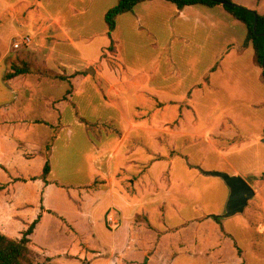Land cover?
Wrapping results in <instances>:
<instances>
[{
	"label": "crops",
	"instance_id": "1",
	"mask_svg": "<svg viewBox=\"0 0 264 264\" xmlns=\"http://www.w3.org/2000/svg\"><path fill=\"white\" fill-rule=\"evenodd\" d=\"M117 4L0 0V19L36 9L38 29L29 73L0 76V121L24 120L0 125V232L21 238L43 213L30 238L54 264H264V217L214 219L230 191L205 174L260 183L264 210V79L246 25L223 5L149 0L109 34Z\"/></svg>",
	"mask_w": 264,
	"mask_h": 264
},
{
	"label": "trees",
	"instance_id": "2",
	"mask_svg": "<svg viewBox=\"0 0 264 264\" xmlns=\"http://www.w3.org/2000/svg\"><path fill=\"white\" fill-rule=\"evenodd\" d=\"M149 0H118V4L108 10L105 15V20L109 29V34L115 29L117 24V18L124 13L130 12L136 5ZM176 4L179 8H184L191 5H206L209 7H215L217 5H223L225 9L233 15L236 19L243 22L248 30L247 40L245 45L252 43L255 51V61L259 67L262 68V76L264 79V14H260L255 9H250L246 6L237 4L234 0H167ZM258 21L257 30H255V21ZM113 48V45L110 49ZM29 70L18 66H13L12 70L8 73L7 79H13L17 76L27 74ZM22 118L9 119L5 118L0 121V125L10 124L15 125L22 123ZM54 140V139H52ZM51 144L47 145V149L50 150ZM51 162L48 159L43 173V179L45 183H49L48 176L51 173ZM264 177V175H263ZM16 180H25L18 178ZM6 185H0V189L5 188ZM41 202L43 203V195L41 196ZM43 212L45 211L42 206ZM43 213L39 214L37 218L29 225L28 229L23 232L21 238H12L0 232V264H34L33 257L40 255L42 252L34 248L31 241V234L35 231V228L41 221ZM40 264H54L51 262V258H45V262Z\"/></svg>",
	"mask_w": 264,
	"mask_h": 264
},
{
	"label": "rangeland",
	"instance_id": "3",
	"mask_svg": "<svg viewBox=\"0 0 264 264\" xmlns=\"http://www.w3.org/2000/svg\"><path fill=\"white\" fill-rule=\"evenodd\" d=\"M44 1L46 4L47 0H43V2ZM234 1L237 4L246 6L250 9L256 8L255 10H259L260 12L264 13V0H234ZM39 10L42 11L41 8ZM35 13H37L36 9L28 11L26 16L23 17L22 16L23 13L19 9L16 11L12 10L10 13L5 15L4 19H0V30H2L8 24H12L13 26L12 25L10 26H12L13 28L14 27L17 28L22 23V26H20L21 33L20 32L15 33L16 35H13L11 37L9 43L6 46L5 51H0V76H3L6 79H7L8 73L12 70L13 66L26 68L28 70H30L31 68L27 60V56H28L27 51H29V48L31 46H28L26 43H24L25 45H23V38L29 35V37L31 36L34 40L36 39V33L38 32V29L36 26L37 24L34 21L36 17ZM21 16H22V20L20 19ZM102 22L106 23L104 22V19ZM17 43H19L20 45L16 46ZM0 50H1V47H0ZM64 61L74 62L73 59H64ZM62 137L63 138L59 145H61L62 143H65L66 141L65 136H62ZM54 142H55V137H54V141L52 144H54ZM61 152H62L61 162H59V165L56 168V171L59 173L58 175L61 178V180L66 181L67 179L65 177H67L69 173L70 164L67 163V155H66L67 151L62 150ZM253 166L255 169H258L257 165L253 164ZM263 168L264 167H261L260 170H262ZM249 178L251 179L252 177H249ZM250 183L254 187L255 190H256V187L257 189H259L262 186L260 183L257 182V185L255 187L254 180L253 182L250 181ZM260 203H261V200L259 199V197H257V195L249 203V206L252 205V207H254V213L256 215L257 221L263 219L264 217V210L262 206H260ZM33 262L34 264H40V263L45 262V255L41 253L40 255L33 257Z\"/></svg>",
	"mask_w": 264,
	"mask_h": 264
},
{
	"label": "water",
	"instance_id": "4",
	"mask_svg": "<svg viewBox=\"0 0 264 264\" xmlns=\"http://www.w3.org/2000/svg\"><path fill=\"white\" fill-rule=\"evenodd\" d=\"M258 21H255V30H257ZM95 73L94 70H88V73ZM208 176L221 178L229 188L230 194L226 203L225 212L220 215H213L214 219H227L238 214H243L249 206L250 201L256 196V190L251 183L241 175H232L225 171H205ZM146 264V263H145Z\"/></svg>",
	"mask_w": 264,
	"mask_h": 264
},
{
	"label": "built area",
	"instance_id": "5",
	"mask_svg": "<svg viewBox=\"0 0 264 264\" xmlns=\"http://www.w3.org/2000/svg\"><path fill=\"white\" fill-rule=\"evenodd\" d=\"M30 42H31V38L29 36H26L23 38V43H30ZM19 45H20L19 43L16 44V46H19ZM110 221L113 222V219L110 218Z\"/></svg>",
	"mask_w": 264,
	"mask_h": 264
}]
</instances>
